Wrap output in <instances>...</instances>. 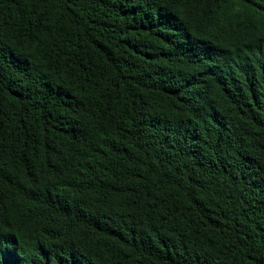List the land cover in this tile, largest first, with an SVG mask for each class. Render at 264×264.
I'll return each instance as SVG.
<instances>
[{
  "label": "trees",
  "instance_id": "obj_1",
  "mask_svg": "<svg viewBox=\"0 0 264 264\" xmlns=\"http://www.w3.org/2000/svg\"><path fill=\"white\" fill-rule=\"evenodd\" d=\"M0 264H264V0H0Z\"/></svg>",
  "mask_w": 264,
  "mask_h": 264
}]
</instances>
